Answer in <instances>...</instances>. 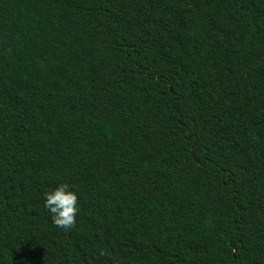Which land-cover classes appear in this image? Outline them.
<instances>
[{"label":"trees","instance_id":"16d2710c","mask_svg":"<svg viewBox=\"0 0 264 264\" xmlns=\"http://www.w3.org/2000/svg\"><path fill=\"white\" fill-rule=\"evenodd\" d=\"M0 264H264V0H0Z\"/></svg>","mask_w":264,"mask_h":264},{"label":"clouds","instance_id":"9594fccd","mask_svg":"<svg viewBox=\"0 0 264 264\" xmlns=\"http://www.w3.org/2000/svg\"><path fill=\"white\" fill-rule=\"evenodd\" d=\"M43 207L52 224L66 230L74 225L79 212L78 195L67 183H59L43 193Z\"/></svg>","mask_w":264,"mask_h":264}]
</instances>
